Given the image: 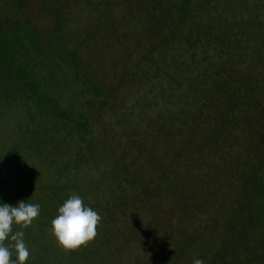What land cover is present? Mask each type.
I'll use <instances>...</instances> for the list:
<instances>
[{
    "label": "rangeland",
    "instance_id": "rangeland-1",
    "mask_svg": "<svg viewBox=\"0 0 264 264\" xmlns=\"http://www.w3.org/2000/svg\"><path fill=\"white\" fill-rule=\"evenodd\" d=\"M140 1H127L124 15L102 0H60V11L69 17V32L58 48L45 47L39 55L33 44L17 45L25 55L15 63L29 70L31 80L44 81L50 73L51 92L62 107H82L84 86L79 79L84 73L87 87L100 83L109 103L90 120L103 121L108 114L107 125L97 122L84 141L77 140V126L64 119H59V126L43 121L44 128H31L24 125L30 118L16 91L12 98L17 97V102L0 103V145L14 136L43 158L35 163L41 177H27L24 186L32 199L44 206H61L75 193L86 206H95L92 209L102 221L90 244L97 245L108 235L110 240L91 252L93 264H193L195 259L204 264H264V0H209L208 4L192 0L197 20L237 19L234 25L241 44L234 50L238 53L229 73L245 83L246 93L235 111H227L225 120L219 110L227 107L228 99L220 97L219 89L199 97L208 100L203 108L191 98L180 103L174 98L187 88L188 78L194 81L200 76L194 75L203 62L191 66L190 53L187 60L181 58L180 47L177 60L168 58L173 48L169 53L166 46L160 52L153 50ZM153 9L146 7L147 19ZM109 15L111 26L104 29L100 23ZM19 18H31L32 27L44 29L53 17L41 10L40 0H0V34ZM86 32V44L75 47ZM14 33L15 38L24 34L22 29ZM69 50L75 52L74 60H62ZM177 86L179 91L174 89ZM164 92L174 96L165 97ZM184 101L195 118L185 115L182 123L175 119L164 126L156 121L159 110L172 112ZM33 114L37 122L43 117L55 119L39 117L36 110ZM115 126L121 128L114 132ZM46 167L49 175L59 173L54 181L44 178ZM119 206L126 207L125 212ZM48 240L50 250L36 248L39 264H58L59 258L67 264V252L51 233ZM77 251L68 252L69 260L70 255H78L82 264L85 259Z\"/></svg>",
    "mask_w": 264,
    "mask_h": 264
},
{
    "label": "trees",
    "instance_id": "trees-1",
    "mask_svg": "<svg viewBox=\"0 0 264 264\" xmlns=\"http://www.w3.org/2000/svg\"><path fill=\"white\" fill-rule=\"evenodd\" d=\"M102 1L107 5L112 4L114 10H123L124 15H126L127 6L129 5L127 1L129 0ZM208 1L209 0H205L207 4ZM103 2L101 4H103ZM59 5L60 0H40L41 10L53 17L52 23L47 25L44 29H39L36 26L32 27L31 18H19L14 21L12 26L5 28V31L0 34V103L2 101L7 103H11L12 101L17 102V97L13 96L12 98V95H14L16 91H20L18 92V97L26 104V114L30 118V121H25L24 125H30L31 128H44V124L49 121L53 125L59 126V119H64L69 121L72 126H77V140L84 141L86 133H88V135L93 133V128L97 122L99 124L103 122L102 127L107 125L106 120L108 114L103 116V121H97L98 119L90 120L92 118L91 115L93 117H99V114L96 113L97 109L100 110L104 106H108L107 104L109 102H106L104 99L106 96V89L101 87L100 83L96 84L94 82H89L91 85L89 84L90 87H87V79L83 77L85 76L84 73L79 79L81 85L84 86V89L80 92V99L82 100L80 105H82V107L78 106L74 109L70 104H66V107H62L60 106V99L53 94V91L51 92L52 84L51 81L47 79L51 76L50 73L47 75V78L44 77V81L40 78H34L31 80L29 78V76H31V73L28 72L29 70H23V67L18 66L15 63L22 54L25 55L20 49H17V45H20V47L23 48V45L27 42L33 44L39 55H42L40 53L44 50L48 49V51H51L58 48L60 40H63L65 33L69 32L67 25L69 23V17H64L62 10L60 11ZM139 6L144 10L141 19L143 25H146L147 27V34L154 39L152 40L153 50L158 49L160 52V50L166 46L168 47L169 53L170 49L173 48L175 52L173 51L172 57L168 56V58L177 60L178 57L176 58V53L179 52L177 47H180L179 55L181 58L187 60V53H190L189 59L190 62L193 63L191 66H194L197 62H203L202 65H198L200 67V73L197 71L194 75L200 76H196L194 81L188 78L190 83L187 84V88L184 90L179 91V86L174 88L179 91L174 98L179 99L178 103L182 100H190L191 98L194 105L196 104L199 105V108H203L209 104L208 100L202 102L199 97H204L203 95L207 94L210 89H219L220 97L222 96V99H228L227 107L224 109L220 108L219 110L222 120H225L227 118V111H235L238 102L246 93L244 92L246 88L245 83L235 77L232 78V74L229 73V70L233 67V64L231 63H234L232 60L238 53V51L234 52V50L239 47L238 44H241V40L236 33V26L234 25L237 22V19L233 17L230 19L217 17L214 20H197L196 17L198 10L192 3V0H141ZM146 7L154 8L151 14H149V21H147L148 19L146 18ZM132 17L129 18L130 27L134 26V18ZM121 19L123 20L124 16H122ZM62 22H64V26L62 25ZM111 23L112 20L109 15L106 16L105 20L100 24L104 25V29H107L111 26ZM17 29H22V32L24 33L20 38L14 37V31ZM88 34L89 33L86 32L84 38L80 39L75 47L85 45L88 40V37L87 39L85 37L88 36ZM231 34L233 37H230ZM248 39V37L244 38L246 41H248ZM105 45L108 46L109 44L105 43ZM140 46L142 49V45ZM45 47H47V49H45ZM182 47L184 49H182ZM74 53L73 50L66 51L61 59L73 61ZM198 55L200 56L199 58H197ZM139 58L142 57L139 56ZM154 63H156L157 66H160L156 60H154ZM187 67L186 70L189 69V63ZM158 74L159 73L155 71L153 76L156 77ZM121 76L126 77L124 74H121ZM90 89L91 91H89ZM171 95L174 96V92H171L170 95L165 93V97L170 98ZM185 101L180 108H174L172 112L167 111V109H165V111H162V109L159 110L156 116V121H158L159 124H162V126H164L163 124L172 125L175 122V119H178L179 122L182 123L185 115L188 117L196 115L187 111L186 108L189 107V103ZM95 103L97 104L96 106H94ZM178 103H175L177 107ZM83 105L86 106V109H83ZM87 105H89V107H87ZM123 106L124 105L120 104V107ZM94 107H96V110H93ZM33 110H36L39 113V117L52 115L55 116V119L51 117H43L37 122L36 120H33L35 119ZM193 118H195V116H193ZM43 121L46 122L42 123ZM120 128L121 126H115L111 130L115 132ZM25 130H28V128ZM68 134L71 135V133ZM116 139H118V136ZM30 149V146L26 143H22L21 140H17L14 136H10L6 142H1L0 204L6 203L12 206H17L18 202L23 200L26 203L40 205V214L33 221L31 226L22 229L17 225H13V233L16 231H23L24 237L26 235V242L28 244L30 243L29 247L27 246L30 251V256L26 261V264H39L41 260L37 258L39 257V253H37L38 251L36 248L38 247L45 251L50 250L52 245L48 239L51 230V222L58 215V208L60 206H44L41 202L32 199L25 192L24 186L28 182L27 177H30L31 179H35L36 176L41 177V169H36L35 163L37 160L41 161L43 158L40 154L38 155L34 150ZM28 155H32V157ZM33 156L35 158H33ZM44 169V178L49 181H54L59 176V173H56L52 174L55 175L54 178H50L52 175H49L47 167ZM28 184L32 185V183ZM60 185H62V183H60ZM46 195L47 192L44 195L45 198ZM120 195L121 194L116 195V198L119 199ZM89 207L93 208L95 206ZM119 207L122 208V212H125L126 207ZM109 240L108 235V237H105L104 240L99 242V244L95 245L89 243L87 247H82L81 250H78L77 252L81 251L82 257L85 259L82 264H93L91 252L100 250L102 246H107ZM5 243L10 245L13 242L8 240ZM57 250L58 247L55 251ZM74 252L75 251H72L70 253ZM218 254L221 255V252ZM70 258H72V260H69V254L67 252L66 263L74 264L71 261L75 260V263L79 264L78 255L75 256V258L70 255ZM12 259H16L14 251ZM55 259L53 260L56 261ZM56 262L58 264H65L64 260L60 258L57 259Z\"/></svg>",
    "mask_w": 264,
    "mask_h": 264
},
{
    "label": "clouds",
    "instance_id": "clouds-1",
    "mask_svg": "<svg viewBox=\"0 0 264 264\" xmlns=\"http://www.w3.org/2000/svg\"><path fill=\"white\" fill-rule=\"evenodd\" d=\"M39 214V204L23 200L17 206L0 204V264H26L30 252L23 239L24 233H13V225L27 228ZM101 221L98 212L86 206L83 198L74 193L58 208V215L51 222L50 233L65 252L77 251L96 238ZM8 240L13 243L6 244ZM13 251L15 260L12 259ZM193 264H204V261L195 259Z\"/></svg>",
    "mask_w": 264,
    "mask_h": 264
}]
</instances>
